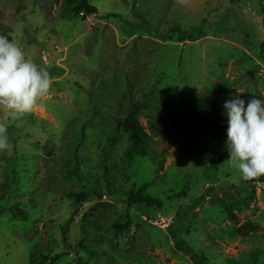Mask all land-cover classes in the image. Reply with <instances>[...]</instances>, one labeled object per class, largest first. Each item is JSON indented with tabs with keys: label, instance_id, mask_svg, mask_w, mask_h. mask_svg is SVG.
I'll list each match as a JSON object with an SVG mask.
<instances>
[{
	"label": "rangeland",
	"instance_id": "1",
	"mask_svg": "<svg viewBox=\"0 0 264 264\" xmlns=\"http://www.w3.org/2000/svg\"><path fill=\"white\" fill-rule=\"evenodd\" d=\"M67 1L0 0V35L52 81L29 113L0 106V264H264V176L194 167L165 106L264 97V0ZM132 108L146 155L120 135ZM143 185L158 208L126 202Z\"/></svg>",
	"mask_w": 264,
	"mask_h": 264
},
{
	"label": "clouds",
	"instance_id": "2",
	"mask_svg": "<svg viewBox=\"0 0 264 264\" xmlns=\"http://www.w3.org/2000/svg\"><path fill=\"white\" fill-rule=\"evenodd\" d=\"M51 83L47 70L28 60L8 36L0 35V106L12 115L29 113L49 93ZM222 107L227 120L228 162L244 180L264 176V97L246 103L236 95ZM9 147L7 125L0 123V151Z\"/></svg>",
	"mask_w": 264,
	"mask_h": 264
},
{
	"label": "trees",
	"instance_id": "3",
	"mask_svg": "<svg viewBox=\"0 0 264 264\" xmlns=\"http://www.w3.org/2000/svg\"><path fill=\"white\" fill-rule=\"evenodd\" d=\"M68 6L75 15L83 13L85 16L97 13V9L88 0H68ZM110 17V15H107ZM59 76L61 73L58 74ZM165 106L170 115L171 132L174 131L173 140L178 149L188 153L194 167H217L229 156L226 146L227 120L222 115L223 105L211 99H191L189 101L168 100ZM132 108L125 119L118 122L120 135L127 138L135 152L146 155V147H149L151 139L138 124L136 113ZM150 148V147H149ZM140 150V151H139ZM126 202L134 205H144L146 208H158L156 199L145 193V186L136 191L131 190L125 195ZM88 199V193L84 190L75 196L76 204L84 203ZM18 218L24 219V213L18 211ZM74 222V216L65 222L63 233L69 231ZM258 232V228L252 224L241 227L240 234L244 237ZM185 254H188V252ZM192 254V253H191ZM60 256L51 259L58 260ZM77 264H88L78 261Z\"/></svg>",
	"mask_w": 264,
	"mask_h": 264
}]
</instances>
